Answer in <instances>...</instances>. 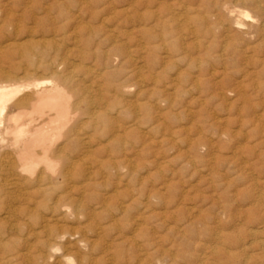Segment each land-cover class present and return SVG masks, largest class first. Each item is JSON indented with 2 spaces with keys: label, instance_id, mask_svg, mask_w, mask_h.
<instances>
[{
  "label": "bare ground",
  "instance_id": "obj_1",
  "mask_svg": "<svg viewBox=\"0 0 264 264\" xmlns=\"http://www.w3.org/2000/svg\"><path fill=\"white\" fill-rule=\"evenodd\" d=\"M252 2L257 20L227 2L218 6L222 27L240 40L264 26V10ZM142 27L132 3L0 0L1 247L83 264L82 251L109 256L114 246L136 245L126 222L137 227L144 198L157 196L145 179L143 131L145 109L148 131L158 126L157 102L144 103L157 70L152 54L146 60Z\"/></svg>",
  "mask_w": 264,
  "mask_h": 264
},
{
  "label": "rangeland",
  "instance_id": "obj_2",
  "mask_svg": "<svg viewBox=\"0 0 264 264\" xmlns=\"http://www.w3.org/2000/svg\"><path fill=\"white\" fill-rule=\"evenodd\" d=\"M108 1L135 6L146 60L152 54L149 61H156L144 103L157 102L159 123L148 131L145 109L143 131L145 179L157 196L144 198L137 227L126 222L138 248L120 244L109 256L82 251L83 264H107L114 251L112 257L121 255L112 264H264V26L240 40L225 31L221 14L227 2L257 20L252 0ZM253 1L264 10V0ZM10 246H0V264H64L38 259L33 247Z\"/></svg>",
  "mask_w": 264,
  "mask_h": 264
}]
</instances>
